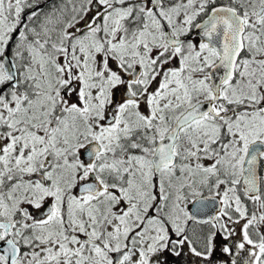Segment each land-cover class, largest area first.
Returning <instances> with one entry per match:
<instances>
[{
    "label": "snow or ice",
    "instance_id": "6c2138e0",
    "mask_svg": "<svg viewBox=\"0 0 264 264\" xmlns=\"http://www.w3.org/2000/svg\"><path fill=\"white\" fill-rule=\"evenodd\" d=\"M0 264H264V0H0Z\"/></svg>",
    "mask_w": 264,
    "mask_h": 264
}]
</instances>
